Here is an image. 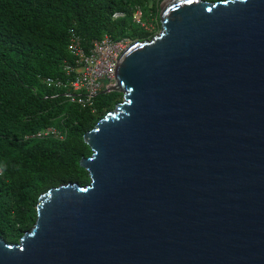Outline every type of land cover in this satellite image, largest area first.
Returning a JSON list of instances; mask_svg holds the SVG:
<instances>
[{
    "label": "water",
    "instance_id": "water-1",
    "mask_svg": "<svg viewBox=\"0 0 264 264\" xmlns=\"http://www.w3.org/2000/svg\"><path fill=\"white\" fill-rule=\"evenodd\" d=\"M83 135L89 183L41 195L0 264H264V0H163Z\"/></svg>",
    "mask_w": 264,
    "mask_h": 264
},
{
    "label": "trees",
    "instance_id": "trees-1",
    "mask_svg": "<svg viewBox=\"0 0 264 264\" xmlns=\"http://www.w3.org/2000/svg\"><path fill=\"white\" fill-rule=\"evenodd\" d=\"M162 1L0 0V236L7 244L33 226L41 195L89 183L79 166L91 154L83 135L122 101L116 92L91 106L70 101L64 86L77 77L73 38L87 56L105 37L150 40L160 30ZM136 11L149 29L134 21ZM47 129L58 137L38 136Z\"/></svg>",
    "mask_w": 264,
    "mask_h": 264
},
{
    "label": "built area",
    "instance_id": "built-area-1",
    "mask_svg": "<svg viewBox=\"0 0 264 264\" xmlns=\"http://www.w3.org/2000/svg\"><path fill=\"white\" fill-rule=\"evenodd\" d=\"M118 18H123V14L119 13L113 16V19ZM134 21L140 24L141 27L149 29L140 22V11L134 13ZM78 41L77 38H73L70 48L78 65L76 69L77 77L64 87H68L70 90V94H67L71 97L70 101L77 100L83 106H91L96 97L114 86L115 69L119 58L134 42L128 38L112 41L109 37H105L100 42L93 43L87 56L80 48ZM50 135L58 137L53 129H47L38 136Z\"/></svg>",
    "mask_w": 264,
    "mask_h": 264
},
{
    "label": "rangeland",
    "instance_id": "rangeland-1",
    "mask_svg": "<svg viewBox=\"0 0 264 264\" xmlns=\"http://www.w3.org/2000/svg\"><path fill=\"white\" fill-rule=\"evenodd\" d=\"M159 31H160V30H159ZM159 31H157L156 34H157ZM156 34H155V35H156Z\"/></svg>",
    "mask_w": 264,
    "mask_h": 264
}]
</instances>
